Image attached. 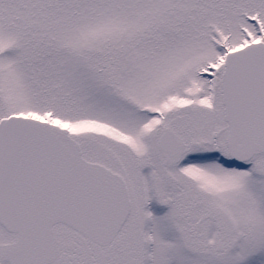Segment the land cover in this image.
<instances>
[{"label":"snow or ice","instance_id":"1","mask_svg":"<svg viewBox=\"0 0 264 264\" xmlns=\"http://www.w3.org/2000/svg\"><path fill=\"white\" fill-rule=\"evenodd\" d=\"M0 264H264V0H0Z\"/></svg>","mask_w":264,"mask_h":264}]
</instances>
